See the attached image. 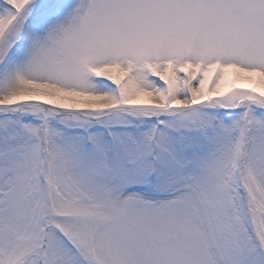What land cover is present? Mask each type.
<instances>
[{
	"label": "snow or ice",
	"instance_id": "obj_1",
	"mask_svg": "<svg viewBox=\"0 0 264 264\" xmlns=\"http://www.w3.org/2000/svg\"><path fill=\"white\" fill-rule=\"evenodd\" d=\"M0 264H264V0H0Z\"/></svg>",
	"mask_w": 264,
	"mask_h": 264
}]
</instances>
